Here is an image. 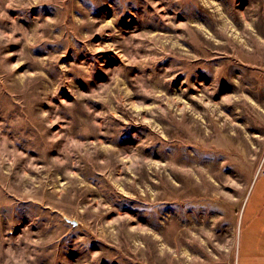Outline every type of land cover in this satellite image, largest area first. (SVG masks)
I'll list each match as a JSON object with an SVG mask.
<instances>
[{
	"label": "rangeland",
	"instance_id": "obj_1",
	"mask_svg": "<svg viewBox=\"0 0 264 264\" xmlns=\"http://www.w3.org/2000/svg\"><path fill=\"white\" fill-rule=\"evenodd\" d=\"M262 172L264 0H0V264H264Z\"/></svg>",
	"mask_w": 264,
	"mask_h": 264
},
{
	"label": "crops",
	"instance_id": "obj_2",
	"mask_svg": "<svg viewBox=\"0 0 264 264\" xmlns=\"http://www.w3.org/2000/svg\"><path fill=\"white\" fill-rule=\"evenodd\" d=\"M244 218L253 225L264 224V172L253 182L244 206Z\"/></svg>",
	"mask_w": 264,
	"mask_h": 264
},
{
	"label": "trees",
	"instance_id": "obj_3",
	"mask_svg": "<svg viewBox=\"0 0 264 264\" xmlns=\"http://www.w3.org/2000/svg\"><path fill=\"white\" fill-rule=\"evenodd\" d=\"M243 217H244V212H243ZM242 225H243V220H242Z\"/></svg>",
	"mask_w": 264,
	"mask_h": 264
},
{
	"label": "water",
	"instance_id": "obj_4",
	"mask_svg": "<svg viewBox=\"0 0 264 264\" xmlns=\"http://www.w3.org/2000/svg\"><path fill=\"white\" fill-rule=\"evenodd\" d=\"M74 223H76V221H74Z\"/></svg>",
	"mask_w": 264,
	"mask_h": 264
}]
</instances>
